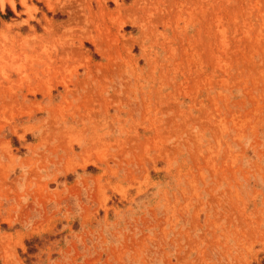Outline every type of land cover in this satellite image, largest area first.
<instances>
[{
    "label": "rangeland",
    "instance_id": "rangeland-1",
    "mask_svg": "<svg viewBox=\"0 0 264 264\" xmlns=\"http://www.w3.org/2000/svg\"><path fill=\"white\" fill-rule=\"evenodd\" d=\"M0 264H264V0H0Z\"/></svg>",
    "mask_w": 264,
    "mask_h": 264
}]
</instances>
